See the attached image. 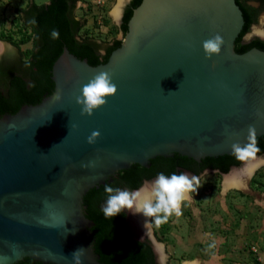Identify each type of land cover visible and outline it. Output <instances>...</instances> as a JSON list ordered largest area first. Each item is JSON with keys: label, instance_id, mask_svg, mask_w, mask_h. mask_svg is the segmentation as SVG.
<instances>
[{"label": "water", "instance_id": "obj_1", "mask_svg": "<svg viewBox=\"0 0 264 264\" xmlns=\"http://www.w3.org/2000/svg\"><path fill=\"white\" fill-rule=\"evenodd\" d=\"M76 3L23 11L37 31L28 62L0 40V264H74L80 248L83 264H166L150 217L104 215V186L214 171L236 188L243 163L231 144L249 125L264 157V44L235 50L249 21L239 0H116L110 43L75 36ZM216 33L226 43L207 57ZM103 70L117 92L82 115L75 97Z\"/></svg>", "mask_w": 264, "mask_h": 264}, {"label": "rangeland", "instance_id": "obj_2", "mask_svg": "<svg viewBox=\"0 0 264 264\" xmlns=\"http://www.w3.org/2000/svg\"><path fill=\"white\" fill-rule=\"evenodd\" d=\"M48 0H0V40L14 44L20 55L32 48V29L24 25L22 10L30 2ZM257 13L244 35L255 38L253 27L264 28V0H243ZM116 0H77L74 15L81 19L79 36L107 43L118 36L111 8ZM28 36L26 41L23 38ZM246 37H249L246 39ZM259 38V37H258ZM264 40V39H263ZM202 187L182 204V214L151 229L168 253L166 264L199 262L211 254L223 264H264V166L256 169L241 188L221 186L222 174H201Z\"/></svg>", "mask_w": 264, "mask_h": 264}, {"label": "clouds", "instance_id": "obj_3", "mask_svg": "<svg viewBox=\"0 0 264 264\" xmlns=\"http://www.w3.org/2000/svg\"><path fill=\"white\" fill-rule=\"evenodd\" d=\"M264 23V21H262ZM252 34L264 39V28L253 27ZM53 39L59 38V32L55 29L51 32ZM249 37H246L248 39ZM224 37L216 33L209 39L203 41V49L207 57L214 54L219 55L225 45ZM10 51L11 46H8ZM117 85L113 82V74L110 70H103L95 74L88 83L80 89V95L75 97L76 103L81 105V114L92 115L96 109L107 103V98L115 95ZM56 100L61 96L57 94ZM12 127V125H10ZM75 127V125H73ZM101 133L95 130L87 137L89 144H94ZM232 154L243 163L239 170L235 187H244L243 177L251 176L256 169L264 166V157L258 156L260 147L258 146L257 131L254 125H249L245 143L234 142L231 144ZM82 167H95V161H89ZM202 187L200 177L187 172L179 174L173 173L170 176L159 173L157 177L146 182L142 187L129 191L127 189L114 188L105 185L104 191L107 193V200L102 211L106 217H115L125 210L133 214H142L144 217H152L156 225L166 223L175 214H182V204L191 198V193L197 192ZM84 248H80L72 253L74 264H83L82 257Z\"/></svg>", "mask_w": 264, "mask_h": 264}, {"label": "trees", "instance_id": "obj_4", "mask_svg": "<svg viewBox=\"0 0 264 264\" xmlns=\"http://www.w3.org/2000/svg\"><path fill=\"white\" fill-rule=\"evenodd\" d=\"M52 0H48L47 3H43V4H37L35 3L34 1H30L25 8H23L22 10V19L24 21V25L25 26H28L32 29V33H33V36H32V42H33V47L30 48L28 50V52L26 54H24L23 56V61L24 62H28L33 53H34V49H35V46H36V41H37V31H36V27L33 25V24H26L25 23V14H24V10L29 7V6H34V7H46L48 6L50 3H51ZM239 3L241 4V6L243 7V9L246 11L247 15H248V18H249V21H248V24L245 26V28L242 30V32L239 34V36L236 38L235 40V50L237 52H240V51H243V50H246L250 47H253V46H257V45H261V44H264V40H261L260 38L256 37V38H253L252 40L248 41V42H244L243 40V37L244 35L250 30V27L251 25L256 21V16H257V13H256V10L252 7V6H249L248 4H246L243 0H239ZM73 15H74V10H73ZM75 16V15H74ZM82 28V23L80 21V24L77 26L76 30H75V36L79 39H83V40H86V39H93V40H96L94 38H91L89 36H79V31L81 30ZM29 37L26 36L25 38L22 39V41H26ZM115 38H113L110 42H112ZM97 41V40H96ZM110 42H107V43H110Z\"/></svg>", "mask_w": 264, "mask_h": 264}, {"label": "crops", "instance_id": "obj_5", "mask_svg": "<svg viewBox=\"0 0 264 264\" xmlns=\"http://www.w3.org/2000/svg\"><path fill=\"white\" fill-rule=\"evenodd\" d=\"M217 255L216 254H211L210 257H208L207 259H202V261H200V259H193V260H198L199 262H197L198 264H223L222 262H219L217 260Z\"/></svg>", "mask_w": 264, "mask_h": 264}, {"label": "flooded vegetation", "instance_id": "obj_6", "mask_svg": "<svg viewBox=\"0 0 264 264\" xmlns=\"http://www.w3.org/2000/svg\"><path fill=\"white\" fill-rule=\"evenodd\" d=\"M256 38V37H255ZM253 39V38H252ZM252 39H250V40H252ZM261 39V38H260ZM243 40H244V37H243ZM250 40H247V41H244V42H248V41H250ZM261 40H263V39H261ZM32 47H33V44H32ZM19 57H20V61H22V62H24L23 61V57L20 55V52H19ZM217 173H219V172H217ZM219 174H221V173H219Z\"/></svg>", "mask_w": 264, "mask_h": 264}, {"label": "bare ground", "instance_id": "obj_7", "mask_svg": "<svg viewBox=\"0 0 264 264\" xmlns=\"http://www.w3.org/2000/svg\"><path fill=\"white\" fill-rule=\"evenodd\" d=\"M226 188V187H225ZM185 264H198L197 262H187Z\"/></svg>", "mask_w": 264, "mask_h": 264}]
</instances>
